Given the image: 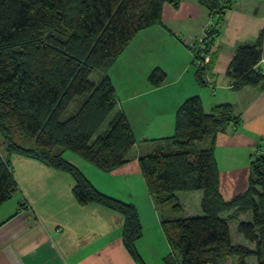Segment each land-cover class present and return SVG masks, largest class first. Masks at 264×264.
I'll use <instances>...</instances> for the list:
<instances>
[{
	"label": "trees",
	"instance_id": "trees-1",
	"mask_svg": "<svg viewBox=\"0 0 264 264\" xmlns=\"http://www.w3.org/2000/svg\"><path fill=\"white\" fill-rule=\"evenodd\" d=\"M183 0H0V207L17 194L19 186L10 157L22 156L70 174L81 205L97 204L119 214L122 242L138 264H146L136 250L142 237L137 209L98 191L68 161L71 155L109 173L129 162L136 139L118 107L115 88L107 75L98 85L90 75L104 71L146 29L161 24L165 5L177 9ZM237 0H198L210 18L221 24ZM215 30L210 31L214 41ZM218 35V33H216ZM208 41L207 38L205 42ZM205 48L194 50V55ZM264 54V30L252 44L236 48L225 76L232 90L257 87L264 80L259 69ZM203 61L193 63L195 80L207 87ZM263 72V73H262ZM166 74L155 68L147 81L160 88ZM88 97L77 112L63 115L78 96ZM174 133L158 140L139 158L147 189L156 207L177 201L178 193L201 191V216L162 218L161 228L171 249L164 264H264V141L250 156L246 190L231 199L221 192L220 170L214 156L215 137L227 128L238 129L242 119L231 104L206 112L198 96L187 99L175 114ZM205 149L197 144L205 138ZM16 138L32 146L16 144ZM176 203L171 214L182 211ZM248 215L247 221H239ZM254 245V251L233 244L229 224ZM177 264V263H176Z\"/></svg>",
	"mask_w": 264,
	"mask_h": 264
},
{
	"label": "crops",
	"instance_id": "crops-1",
	"mask_svg": "<svg viewBox=\"0 0 264 264\" xmlns=\"http://www.w3.org/2000/svg\"><path fill=\"white\" fill-rule=\"evenodd\" d=\"M243 1L237 0L216 40L207 46L208 85L204 89L195 80L193 56L184 40L207 38V11L198 0H183L177 9L165 5L161 24L139 33L104 73L136 139L129 162L104 173L67 156L98 191L133 204L139 217L148 218L141 221L143 235L136 242L142 259L148 255L143 246L147 230L162 228L139 158L150 154L158 140L173 135L175 114L187 99L200 97L206 112L228 103L241 117L238 129L227 128L215 137L214 156L225 199L247 188L250 156L264 141V80L257 87L233 91L225 73L236 48L254 43L264 30V6L252 1L244 8ZM258 67L264 72L263 63ZM155 68L163 70L167 79L154 89L147 78ZM211 143L212 139L208 146ZM12 161L19 189L17 198L0 207V264H138L122 242L119 214L97 204H79L72 192L74 179L68 173L22 156ZM194 193H183V202H189ZM197 195L200 202L202 192Z\"/></svg>",
	"mask_w": 264,
	"mask_h": 264
},
{
	"label": "rangeland",
	"instance_id": "rangeland-1",
	"mask_svg": "<svg viewBox=\"0 0 264 264\" xmlns=\"http://www.w3.org/2000/svg\"><path fill=\"white\" fill-rule=\"evenodd\" d=\"M252 4H259V6L261 4H263L264 6V0H244L242 2V7L247 8L250 7V2H252ZM208 16V22L206 24L205 27V31L208 33L206 35L207 43L212 41L213 38L210 36V31L215 30L214 32V40H216L217 38V34L220 31V26L221 24L216 26V19L213 18V20L210 18L209 14L207 13ZM201 40L195 39L193 37H188L187 39L184 40L185 45L189 48L188 50L190 51V54H192L193 56V63L199 62V61H203V64H198L196 65V68H201L204 67L206 64V61L209 60V53H205L203 51H201V55H194V50H198L201 49V47L203 46L202 44H205V39L204 38H199ZM202 48H205L204 46ZM158 62L159 59L155 60V62ZM161 63V62H160ZM263 63L264 64V54L262 56L261 62L260 64ZM104 71H99L96 70L94 71L90 77L89 80L91 83L98 85L100 83V81L102 80V78L104 77ZM263 73V72H262ZM88 95H81L78 96L74 99V101L71 103V105L68 107V109L66 110V112L63 115V119L69 118L71 116H73L77 110L81 107V105L84 103V101L87 99ZM211 141V138H205L204 141H202L201 143H198L197 145L202 148L205 149L208 147L209 142ZM14 142L16 144H19L21 146L24 147H31L32 144L24 139H20V138H16L14 140ZM0 150L2 151L3 155H8L7 152H5V148L3 145H1L0 142ZM12 157H10L11 160V165L13 166V161H12ZM14 169V173L16 174V170ZM197 192H201V191H195L194 195H190L191 200L189 202H186L184 200H182V198L184 196H186L185 194H183V192L178 193L177 195H179V198L177 199V201L174 202H169L167 204H164L163 206H159L157 207V209H155V212L157 214V216L159 217V220H161L162 218L166 219V218H173V219H178V218H182V217H198L202 215L201 209H200V203L201 200L199 202V197L200 195H197ZM18 197V193L15 194L14 198ZM202 197H203V193H202ZM13 198V199H14ZM202 199V198H201ZM176 203H180L183 206V210L182 211H178L176 213H174L173 215L171 214V208L173 207V205H175ZM156 208V207H155ZM190 209L192 211H190ZM168 213V214H167ZM140 223L142 221V223H144V221H148V218L140 216ZM249 219L248 215H244L242 214L240 216L239 221H247ZM142 226V225H141ZM230 226V230H231V236H232V242L233 244L239 245V246H243L249 250L254 251V245L251 243L246 242L243 237L241 235H239L238 231H237V227H238V221L236 222H232L229 224ZM143 230L142 229V234H143ZM162 229H154V227H152L150 230H147L146 232V236L145 241L143 246L147 249L148 251V255L145 256L144 261L146 262V264H164V258L167 257L168 255H170L171 250L169 245L167 244V241L164 237L163 232L161 231ZM176 257V256H175ZM174 257V258H175ZM257 258L256 257H250L247 259V263L248 264H256ZM236 262L235 258H231L227 261L224 262H219L218 264H234ZM176 264V263H175Z\"/></svg>",
	"mask_w": 264,
	"mask_h": 264
}]
</instances>
